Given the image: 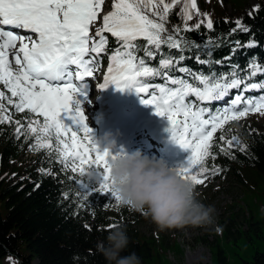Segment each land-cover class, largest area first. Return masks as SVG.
<instances>
[{
  "label": "snow or ice",
  "instance_id": "1",
  "mask_svg": "<svg viewBox=\"0 0 264 264\" xmlns=\"http://www.w3.org/2000/svg\"><path fill=\"white\" fill-rule=\"evenodd\" d=\"M181 2L183 30L191 31L187 21L192 19L191 10L199 14L196 0H107L111 10L99 17L102 26L96 27L90 35V26L96 24L106 0H0V84L10 93L6 96L0 91V123H14L17 138L25 133L26 138H34L32 150L43 149L50 156L55 154L62 170L74 174L71 179L81 189L77 195L86 202L99 194L108 202L105 206L113 201L117 206L122 204L113 187L109 165V160L115 156L107 150H99L90 135L81 102L76 100L77 96L86 95L87 83L97 79L100 55L107 51L104 33L115 37L119 46L109 56L110 63L99 89L110 85L120 90L135 88L143 104L152 106L157 116L167 119L172 140L189 151L187 163L174 169L192 185H202L207 179L205 174L210 170L206 161L215 159L211 149L218 130L223 133L224 125L245 118L249 113L264 115V94L244 95L264 90V80L248 82L258 74L264 75L261 64L251 62L243 77L235 71L229 74L231 78L224 74L205 75L193 73L186 67L176 68L185 57L164 56L160 51L161 45L184 50L182 40L175 35H164L169 13ZM204 16L206 27L212 29L211 18L206 13ZM236 25L241 31H249L240 21H236ZM180 31L179 27L174 28L175 33ZM141 39L146 41L143 47L137 43ZM235 43L237 47L257 46L254 41L246 45ZM141 50L149 59L161 56L159 67H150L144 58L138 57L136 53ZM196 59L202 64L210 63L199 56ZM173 68L196 83L174 78L165 71ZM157 76L164 84L148 83ZM233 89L238 91L229 105L215 111L198 107L189 99L195 97L201 104L220 101L230 96ZM3 101L16 112L27 110L34 118H28L26 124L13 120ZM72 112L71 119L80 125L78 130L66 126L61 119L62 113ZM220 140L223 142L220 151L225 154L234 142L239 144L236 136L227 139L222 134ZM219 171L213 166L211 174Z\"/></svg>",
  "mask_w": 264,
  "mask_h": 264
},
{
  "label": "trees",
  "instance_id": "2",
  "mask_svg": "<svg viewBox=\"0 0 264 264\" xmlns=\"http://www.w3.org/2000/svg\"><path fill=\"white\" fill-rule=\"evenodd\" d=\"M258 1L260 6L252 13L247 12L250 0H225L224 3L215 0L205 8L201 4L202 13L211 18L213 27L208 29L205 21L199 28H195L197 23L205 20L202 14L195 13L187 21L191 31L183 30L185 21L181 2L169 13L165 21L167 32L164 35H175L182 40L184 50L181 52L161 45L160 51L164 56L185 57L176 68L186 67L193 73L205 75H229L235 71L243 77L253 61L264 67V0ZM236 21H240L249 31L238 29ZM176 27L181 29L178 34L174 32ZM106 38L107 51L103 56L109 59L119 45L109 33ZM237 41L240 45L254 41L257 46L237 47ZM137 43L143 47L146 41L141 39ZM152 50L155 51L154 48ZM136 55L144 58L148 66L159 67L161 56L149 59L143 50ZM196 56L210 63H199ZM227 57L231 59L226 60ZM165 71L174 78L182 77L190 83H196L175 68ZM261 80H264V75L258 74L248 82ZM148 81L164 84L159 76ZM230 91L232 96L238 90ZM5 94L10 96L9 92ZM261 94H264V90L244 93L251 97ZM3 103L11 116L19 113L11 105H7L6 101ZM28 118L34 117L25 110L13 120L26 124ZM15 128L14 123H0V264H107L96 246L98 241L106 242V237L113 230L110 225L121 226L129 237L128 248L121 255L135 252L140 257L141 264H172L167 258L162 261L167 245L158 238L147 237L135 227V223L142 219L141 212L124 204L117 206L114 201L105 206L108 202L99 194H94L95 199L84 201L77 195L81 189L71 179L74 174L70 170H62L55 154L50 156L43 149L32 150L30 146L34 143V138H26L27 133L17 138ZM222 134L227 139L236 136L241 144L233 146L227 154L221 152ZM211 151L215 159L209 158L206 161L210 172L205 175L213 181L230 179L240 184L244 196L238 204L244 210L242 202L248 192L245 189H256L262 185L260 182L264 185V128L260 129L248 116L230 121L224 125L223 133L218 130L214 135ZM213 166L220 169L214 175L211 174ZM41 169L45 171L42 172ZM216 188L217 192H221L226 187L219 183ZM262 199L264 201V193ZM255 203L257 206L252 207L246 201L250 212L248 220L253 219L258 224H263L264 204ZM237 216L238 212L232 213L227 220L235 221ZM225 228L224 236L233 234L231 226ZM217 242L218 239L211 246L212 264H231L225 253L217 247ZM157 247H161V253L157 252ZM240 264H264V251L257 250L250 257L242 258Z\"/></svg>",
  "mask_w": 264,
  "mask_h": 264
},
{
  "label": "rangeland",
  "instance_id": "3",
  "mask_svg": "<svg viewBox=\"0 0 264 264\" xmlns=\"http://www.w3.org/2000/svg\"><path fill=\"white\" fill-rule=\"evenodd\" d=\"M215 0H196L197 8L199 13L203 15L201 10V4L204 8ZM223 3L225 0H221ZM259 8L260 4L258 0H250V6L247 8V12L252 13L254 10ZM111 8L108 6L107 0L106 5H102L101 11L98 14V20L95 25L90 26V35L94 34L96 27L102 26V20L99 17L107 14ZM192 16L196 13L195 10H191ZM206 21V20H205ZM107 33H104L106 36ZM98 40L99 38L96 37ZM100 59H102L100 55ZM0 91L7 90L0 84ZM92 101H86L84 105H90ZM75 104V101L73 102ZM81 102V106H82ZM87 117V124L91 120L89 114V108L82 106ZM149 108H153L149 106ZM148 108V109H149ZM19 114V113H18ZM18 114H12V119L18 117ZM72 113H62L61 119L66 126L71 127L73 130H78L80 125L71 119ZM151 112L147 114L146 121L150 120ZM260 129L264 128V115L260 113H249L247 115ZM97 144V143H96ZM234 142L233 146L240 145ZM187 163V157L181 160L180 164L172 166L177 168ZM176 164V163H175ZM221 183L224 188L221 192L216 191V186ZM260 186L256 189L250 187L246 188L247 192L246 199L242 202L244 210L241 209L238 202L242 201L244 193L241 189L240 184H237L230 179L216 180L213 181L211 178H207L205 183L202 185L195 186L199 199L206 205H212L215 209L214 223L211 226L205 227H193L186 226L182 228L171 229L167 231H161L157 226L145 215H142L140 222L135 223V227L141 231L147 237L163 241L167 245V251L162 256V261L169 260L172 264H212L213 252L211 246L216 242L218 248H220L227 256L228 261L231 264H240L242 258L250 257L255 251H264V223L258 224L253 219H249L250 212L247 209V204H251L252 207H256V202L264 204L262 199V193H264V185L260 182ZM232 205V206H229ZM130 209H132L130 207ZM245 209H247L245 211ZM238 212V216L234 219L235 221L227 220L228 216L232 213ZM226 221V223H223ZM231 226V235H223L225 227ZM240 228V230H238ZM215 244V245H216ZM179 249H178V247ZM163 248V247H162ZM157 252L161 253V247H157ZM167 258V259H166Z\"/></svg>",
  "mask_w": 264,
  "mask_h": 264
},
{
  "label": "clouds",
  "instance_id": "4",
  "mask_svg": "<svg viewBox=\"0 0 264 264\" xmlns=\"http://www.w3.org/2000/svg\"><path fill=\"white\" fill-rule=\"evenodd\" d=\"M115 148L116 141L110 139L106 150L112 154ZM109 165L113 187L122 204L141 212L159 230L213 225L214 207L202 203L196 187L180 178L162 157L150 156L136 149L115 155V159L109 160ZM128 245L126 231L116 225L106 237V242L98 241L96 248L107 264H141L135 252L121 255Z\"/></svg>",
  "mask_w": 264,
  "mask_h": 264
},
{
  "label": "bare ground",
  "instance_id": "5",
  "mask_svg": "<svg viewBox=\"0 0 264 264\" xmlns=\"http://www.w3.org/2000/svg\"><path fill=\"white\" fill-rule=\"evenodd\" d=\"M119 101H117V102H119ZM108 102L113 103L114 99H109ZM137 106L140 109H147L150 105L137 104ZM146 118H147L146 116H142L141 118H138V119H133V118L129 119L126 117L124 120L118 121L119 123H125V125H126L125 130H123L119 136L114 138V139H119V138H122L124 136V134L126 135V137L122 140V143H124L122 148L128 147L129 149H136V148L140 147V149H141L142 147H144L147 144V142L151 143L152 141L149 138V133L151 131H149L147 129L146 123L154 122V123L158 124L162 120H165V121L167 120L166 118L157 116L155 113L151 114L150 120L146 121ZM116 124H117V122H115L114 125H116ZM140 130L147 131L145 133L144 137L140 136L141 134L137 133ZM149 140L151 142H149ZM161 151H164V150H162V148H161Z\"/></svg>",
  "mask_w": 264,
  "mask_h": 264
},
{
  "label": "water",
  "instance_id": "6",
  "mask_svg": "<svg viewBox=\"0 0 264 264\" xmlns=\"http://www.w3.org/2000/svg\"><path fill=\"white\" fill-rule=\"evenodd\" d=\"M162 132H165V129H161Z\"/></svg>",
  "mask_w": 264,
  "mask_h": 264
}]
</instances>
